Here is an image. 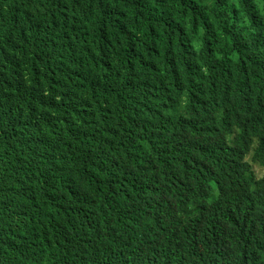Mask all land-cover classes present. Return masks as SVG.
I'll return each instance as SVG.
<instances>
[{
	"label": "clouds",
	"instance_id": "1",
	"mask_svg": "<svg viewBox=\"0 0 264 264\" xmlns=\"http://www.w3.org/2000/svg\"><path fill=\"white\" fill-rule=\"evenodd\" d=\"M195 1L0 0V264H116L55 245L93 248L87 206L133 175L134 127L162 96L158 65L136 69L195 25Z\"/></svg>",
	"mask_w": 264,
	"mask_h": 264
},
{
	"label": "trees",
	"instance_id": "2",
	"mask_svg": "<svg viewBox=\"0 0 264 264\" xmlns=\"http://www.w3.org/2000/svg\"><path fill=\"white\" fill-rule=\"evenodd\" d=\"M186 10L195 25L136 69L158 65L162 96L134 127L133 175L87 206L93 248L55 245L69 263L264 264V0Z\"/></svg>",
	"mask_w": 264,
	"mask_h": 264
},
{
	"label": "rangeland",
	"instance_id": "3",
	"mask_svg": "<svg viewBox=\"0 0 264 264\" xmlns=\"http://www.w3.org/2000/svg\"><path fill=\"white\" fill-rule=\"evenodd\" d=\"M254 165V169L256 171V173L261 176L262 172L264 171V168L260 167L258 164H253Z\"/></svg>",
	"mask_w": 264,
	"mask_h": 264
}]
</instances>
